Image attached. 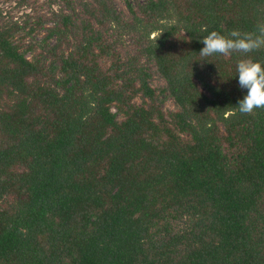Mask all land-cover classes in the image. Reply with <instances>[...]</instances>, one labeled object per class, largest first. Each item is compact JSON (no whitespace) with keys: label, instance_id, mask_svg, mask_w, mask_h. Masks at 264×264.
<instances>
[{"label":"trees","instance_id":"obj_1","mask_svg":"<svg viewBox=\"0 0 264 264\" xmlns=\"http://www.w3.org/2000/svg\"><path fill=\"white\" fill-rule=\"evenodd\" d=\"M62 1L0 8V264H264V107L196 60L264 0Z\"/></svg>","mask_w":264,"mask_h":264},{"label":"clouds","instance_id":"obj_2","mask_svg":"<svg viewBox=\"0 0 264 264\" xmlns=\"http://www.w3.org/2000/svg\"><path fill=\"white\" fill-rule=\"evenodd\" d=\"M199 39L202 47L198 51L200 58L196 60L211 61L207 58L234 51L242 54L236 61L232 75L237 78V86L243 90L235 103L237 110L247 113L264 107V60L244 55L264 47V22H258L251 30L234 27L222 32L217 28H205Z\"/></svg>","mask_w":264,"mask_h":264},{"label":"rangeland","instance_id":"obj_3","mask_svg":"<svg viewBox=\"0 0 264 264\" xmlns=\"http://www.w3.org/2000/svg\"><path fill=\"white\" fill-rule=\"evenodd\" d=\"M20 0H0V8L3 9V13L5 12L8 17H12L13 19H18L19 21H22L23 14L25 11H29L30 7L29 4L35 8V14H41L38 18L43 19V15L47 14L49 2L51 0H27L24 2H19ZM132 3H134L137 0H130ZM116 7L118 10H120L122 13H126L127 15V5L126 0H114ZM54 5L53 8L60 6V4H63L62 0H53ZM40 35L36 36L37 39ZM153 84L161 85L163 83L162 80L158 79L157 75L154 74L153 76ZM164 110L169 111L175 108V103L171 98H167L163 104Z\"/></svg>","mask_w":264,"mask_h":264}]
</instances>
